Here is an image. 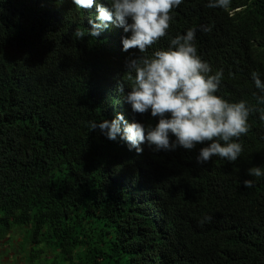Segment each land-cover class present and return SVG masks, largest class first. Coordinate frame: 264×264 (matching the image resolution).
Returning a JSON list of instances; mask_svg holds the SVG:
<instances>
[{
    "label": "trees",
    "instance_id": "16d2710c",
    "mask_svg": "<svg viewBox=\"0 0 264 264\" xmlns=\"http://www.w3.org/2000/svg\"><path fill=\"white\" fill-rule=\"evenodd\" d=\"M207 4L184 0L167 35L142 55L189 28L211 27L197 31L196 47L210 74L223 70L217 95L256 109L234 163L198 164L206 144L156 153L145 143L138 155L90 132L88 121L119 114L129 124L158 123L116 91L128 84L126 62L140 55L123 51L130 33L110 25L88 36L95 4L0 0V242L12 226L26 227L24 242L46 249L29 264H264V176L247 175L264 166V105L252 80L259 72L264 82V0H232L231 8L246 6L232 19Z\"/></svg>",
    "mask_w": 264,
    "mask_h": 264
},
{
    "label": "clouds",
    "instance_id": "9594fccd",
    "mask_svg": "<svg viewBox=\"0 0 264 264\" xmlns=\"http://www.w3.org/2000/svg\"><path fill=\"white\" fill-rule=\"evenodd\" d=\"M184 0H107V5L98 0H72L78 10L96 8L95 20L90 19V37H98L103 30L115 25L129 36L122 38L123 51L138 49L140 55L126 62L127 81L118 83L116 91L126 103L131 105L133 113H149L159 118L155 126L145 127L139 122L131 124L122 114L117 118L88 121L90 132L99 133L110 141L118 138L124 141L129 151L143 153L145 143L156 153L172 152L179 148L199 149L196 161L208 163L213 157H219L234 163L244 151L240 140L250 131L249 117L256 109L248 102H229L217 95L224 76L223 70L212 73L208 62L197 54V31L210 32L211 27L201 25L189 28L184 34L170 38L167 49H160L149 55V48L167 35L174 8ZM232 0H208L207 7L223 9L225 16L233 18L246 6L231 8ZM217 35L221 34V21L214 24ZM74 36L83 40L85 31L77 30ZM256 89L261 95L256 97L257 104L264 105V82L259 72L252 73ZM130 91L125 94V88ZM264 121V110L259 117ZM123 125V127H121ZM175 137V139H171ZM248 176H264V166H253L247 170ZM244 186L251 189L252 180H245Z\"/></svg>",
    "mask_w": 264,
    "mask_h": 264
},
{
    "label": "rangeland",
    "instance_id": "374dc122",
    "mask_svg": "<svg viewBox=\"0 0 264 264\" xmlns=\"http://www.w3.org/2000/svg\"><path fill=\"white\" fill-rule=\"evenodd\" d=\"M26 231V227H11L9 235L0 242V264H29L28 258L30 254L33 257H38V252L45 249L42 244L28 246L23 240ZM42 256L44 257L45 255L43 254ZM49 257L52 256L49 254ZM32 264H35V262L33 261Z\"/></svg>",
    "mask_w": 264,
    "mask_h": 264
}]
</instances>
